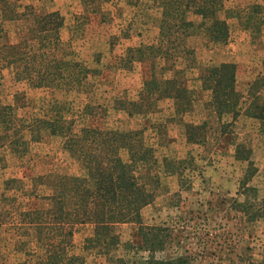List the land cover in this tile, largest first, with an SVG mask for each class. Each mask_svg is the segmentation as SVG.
<instances>
[{"label":"rangeland","instance_id":"374dc122","mask_svg":"<svg viewBox=\"0 0 264 264\" xmlns=\"http://www.w3.org/2000/svg\"><path fill=\"white\" fill-rule=\"evenodd\" d=\"M7 1L11 7H16L17 15L26 5L34 6L38 13L57 10L63 15L65 23L60 33V50L56 52L58 57L73 53L70 57L88 62L97 51L109 56H105L107 61H103L101 72L90 74L75 89L33 88L24 80H16L20 63L8 66L0 61V264H46L53 250L62 252L66 260L77 255L90 264H113L112 259L116 257L124 258L123 264H144L148 256L143 250L125 247L127 242L137 240L135 223L118 227L121 242L118 249H112L109 254L106 250L86 247L87 238L94 230L91 224L73 226L72 236L67 232L70 226L65 230L47 226V231L40 236L37 226L27 231L21 224L22 212L42 208L46 201L44 196L55 192L56 175H76L81 169L76 158L62 153L60 136L46 134L34 141L31 132L25 130L23 136L30 141L28 151L16 154L14 147L12 149L10 142L15 131L26 124V119L56 116L69 122L73 120L76 129L88 126L140 130L144 139L152 143L158 162L139 164L137 173L145 176L141 181L147 182L155 195L154 201L142 209L143 222L164 230L165 248L155 253L157 258L169 260L181 256L187 259L185 264L261 262L263 223L250 222L237 202L264 198V148L260 147L264 145V138L257 136L254 124L238 120L228 129L233 139H227L221 131L222 122H228L231 117L218 119L210 104V93L203 89L200 78L201 65L208 64L216 52L236 60L237 88L242 92L264 71V26L246 28L245 23L252 5L259 0H225L231 15L227 43L214 44L202 34H195L185 40V51L179 49L173 53L167 44L165 48L171 53L168 57L158 52L130 65L121 61L120 52H126L131 46L161 43V21L152 13L153 5L158 3L156 0ZM32 26V17L2 22L0 43L27 38ZM191 49H195L196 62L191 59L192 66L186 67V56L193 58L188 51ZM111 50L114 53L111 54ZM175 57L174 68L185 69L179 77L197 99L195 112L185 115L183 122L207 125L206 138L200 144L189 146L183 122L168 121L173 115L172 100L160 101L158 110L147 116H131L115 109L117 100L138 99L146 80L172 77ZM87 104L92 108L89 114L84 112ZM232 140H244L254 150L259 170L250 185L257 192H245L240 187L244 163L234 159ZM164 157L186 162L173 163L168 168L172 172L166 171ZM8 180H13L10 187ZM72 200L70 195L66 197L69 206Z\"/></svg>","mask_w":264,"mask_h":264},{"label":"trees","instance_id":"16d2710c","mask_svg":"<svg viewBox=\"0 0 264 264\" xmlns=\"http://www.w3.org/2000/svg\"><path fill=\"white\" fill-rule=\"evenodd\" d=\"M156 1L158 3L154 4V9L161 21L163 37L161 43L158 46L128 47L126 52L119 53L125 65L143 61L158 52H163L162 55L166 58L171 55L170 49L165 48L167 44L170 45L173 53L178 52L179 49L185 51V40L195 34H202L208 39L207 41L214 44L229 41L231 15L230 10L226 9L225 0ZM16 13H18L16 7H11L7 0H0V33L1 23L4 21L18 17L33 18V26L29 29L27 38L15 43H0V61H4L8 66L21 64L15 76L17 81L24 80L31 87L38 89H75L90 74L101 72L103 61H107L109 53L97 51L88 60L94 66L70 57L73 53L64 57L56 55L60 50V33L65 23L59 11L38 13L34 6L26 5L22 12L18 15ZM245 23L246 28H250L251 25L254 27L258 25L261 28L264 26L263 3L252 5ZM188 51L193 58L186 56V67L192 66L191 59L196 62L195 49ZM110 53H114L113 50ZM176 58L173 63L175 74L172 77H154L146 80L138 99L117 100L116 111L119 113L125 111L131 116L135 114L147 116L149 112L158 110L160 101L169 99L173 101V115H170L169 122L182 123L185 115L192 111L194 113L197 99L193 90L179 77L185 69L174 68ZM201 66H203L200 73L202 86L210 93L212 109L221 121L224 116L231 117L228 122H222V134L227 139H233L228 129L238 123V120H243L254 124L255 131L258 132L257 136L264 138V71L249 83L246 92H242L237 88L238 64L234 59L216 52L209 59L208 64ZM91 111V105L87 104L84 112L89 114ZM74 123L73 120L66 121L62 116L53 119L34 118L30 121L26 119V124L15 131L10 142L13 144L14 153L28 151L26 147L30 141L25 140L23 136V131L28 130L34 141H39L46 134L60 136L63 139L62 153L64 155L69 153L81 165L79 174L55 176V192L44 196L46 201L42 208L22 212L21 224L24 228L29 231L31 226H37L38 233L42 236L47 231V226L57 230H65L66 226H70L67 232L72 236L73 226L91 224L94 230L87 238L86 247L106 250L109 254L112 249L117 250L121 242L118 227L123 223H135L138 226L137 240L134 243L127 242L125 247L129 250L136 248L138 251L148 252L144 264H185L187 259L181 256L169 260L157 258L155 253L165 248V238L162 235L164 230L145 225L143 222L142 209L154 201L155 195L147 187V182L141 181L145 176L139 175L137 169L139 164L148 165L158 162L152 143L144 139L140 130H104L88 126L76 129ZM159 125L166 128L164 124ZM183 125L186 143L189 146L200 144L205 140L207 126L205 122L198 124L184 121ZM230 143L234 147L232 150L234 159L244 163L240 179L241 189L245 192H257V189L250 185L259 170L253 148L244 140H232ZM260 147L264 148V145ZM179 162L184 163L186 160L164 157L165 170L171 171L168 168L173 163ZM12 181L8 180V187ZM68 195L73 198L71 206L66 202ZM237 203L250 222L263 223L264 235V198L260 201L246 200ZM49 253L46 264H90L77 255L66 260L62 252L53 250ZM112 260L113 264L125 263L124 258L116 257ZM252 264H264V256L261 262Z\"/></svg>","mask_w":264,"mask_h":264},{"label":"crops","instance_id":"0c3cea01","mask_svg":"<svg viewBox=\"0 0 264 264\" xmlns=\"http://www.w3.org/2000/svg\"><path fill=\"white\" fill-rule=\"evenodd\" d=\"M259 3H263V4H264V0H259ZM152 10H153L152 13H153L154 17L157 16V15H158V17H159V14H157V12L155 13L156 9H154V5H153V9H152ZM192 37H194V36H192ZM192 37L190 36V37H188V39H190V38H192ZM235 61H236V60H235Z\"/></svg>","mask_w":264,"mask_h":264}]
</instances>
